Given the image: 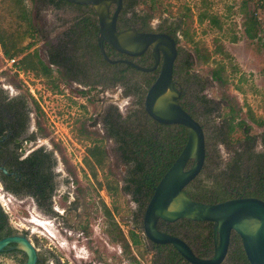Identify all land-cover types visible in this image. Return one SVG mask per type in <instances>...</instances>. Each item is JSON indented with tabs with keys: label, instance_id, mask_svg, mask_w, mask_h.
Masks as SVG:
<instances>
[{
	"label": "rangeland",
	"instance_id": "1",
	"mask_svg": "<svg viewBox=\"0 0 264 264\" xmlns=\"http://www.w3.org/2000/svg\"><path fill=\"white\" fill-rule=\"evenodd\" d=\"M259 4L258 0H140L135 9L150 16L148 22L178 28V48L191 54L190 70L199 76H183L188 90L199 83L202 91L222 103L211 116L214 125L232 120L229 144L216 143L214 133L206 130L207 141L217 144L220 155L219 166L199 176L198 182L208 189L222 179L218 172L231 160L237 143L264 130V10ZM108 6L110 10L112 4ZM86 12L73 4L56 8L39 0H0V36L7 48L14 43L16 51L5 57L0 41V89L7 95L25 96L34 147L53 153L57 174L52 214L40 210L30 197L13 196L1 184L0 209L10 229L27 237L47 264H153L154 252L144 244L141 226L134 223L138 206L122 191L130 166L119 161L116 144L106 136L102 123L106 109L111 115L116 109L127 127L141 123L143 104L133 88L141 77L131 72L114 87L87 90L77 82H64L60 70L49 67L46 60L56 42L78 34L79 19ZM249 27L252 39L246 35ZM79 61L86 62L83 57ZM90 65L107 75L105 67ZM81 89L83 94L78 92ZM199 119L205 123L207 117ZM30 146L25 145L26 150ZM89 150L100 152L98 164L92 163ZM130 230L136 243L129 238ZM16 260L0 255V264H18Z\"/></svg>",
	"mask_w": 264,
	"mask_h": 264
},
{
	"label": "trees",
	"instance_id": "2",
	"mask_svg": "<svg viewBox=\"0 0 264 264\" xmlns=\"http://www.w3.org/2000/svg\"><path fill=\"white\" fill-rule=\"evenodd\" d=\"M122 1L121 16L124 17L131 12L135 17L132 20L133 24L146 26L150 16L135 12L140 0ZM39 2L41 5H51L56 8L62 4H69L65 0H39ZM258 2L260 3L259 7L264 10V0H258ZM74 6L87 11L85 18L82 19L84 16H81L79 19V32L81 34L74 37L66 36L65 40H61L57 46L48 51L49 63L63 68L67 77H74L73 73L76 70L79 72L84 71L85 62L82 63L79 59L83 57L86 60V54L89 56V64H95L96 66L105 65L108 67V64L100 54L96 40V12L91 6ZM253 24L255 25L256 23H252V26ZM174 30L177 31L178 28L176 27ZM250 31L251 27L246 30V35L252 39L254 36ZM0 41L3 46V55L9 58L13 57L16 54L14 43H11L8 47L13 50L10 53L1 36ZM71 45L74 49H71ZM104 50L106 52V46H104ZM181 54L185 59L183 70L187 73V69L192 65V57L186 52H181ZM107 57L110 58L108 53ZM38 63L44 71H47V67L40 60H38ZM114 67L117 69V79L119 77L123 78L126 75L124 71L119 72L118 70L120 67H125L124 69L127 70L126 66L116 65ZM213 75L216 79L219 78L218 73H214ZM149 86V84H146V86L139 84L133 87L135 94L142 104L144 98L141 97L145 95ZM12 110H18V115L23 120V125H21L17 134L9 136L5 142L4 147L7 154H9V159L3 166L1 162L6 155H0V166H3L0 168L6 171V173L0 171V184L5 191L11 193L13 196L30 197L40 210L47 214H52V196L57 190V174L54 171L56 160L53 153L46 151L44 148L37 149L26 158L20 159L17 151L21 148L22 139L19 140V137L26 131L29 123V114L31 113V108L25 96L19 95L14 100V105L9 107V113H12ZM138 117L141 122L138 126H135V128L131 126L127 127L122 122L117 110L113 109V115L104 117L103 123L109 136L114 138L115 142L118 143V149L124 161L129 163L130 169L125 178L122 191L130 195L133 202L137 204L138 210L135 214L136 219L134 223L141 226L142 214L153 194L154 188L182 152L187 142V131L183 126L157 124L146 115L143 107ZM1 120L0 104V138L3 136L4 130ZM207 124V129H210L216 136V143L219 141V143L225 145L229 144V135L234 132L232 120H224V123L220 127L210 123V121ZM257 137L247 135L244 140L238 142H242V148L239 151H235L229 163L218 172L217 177L221 176L222 179H219L216 185L212 186L213 189H208L203 183L198 182V177L193 181L192 187L190 186L192 189H185L183 192L191 200L205 204H215L237 198L238 196H242L243 198H258L264 201V131L259 136L263 149L258 153L253 150L252 145ZM33 138L32 136L30 139ZM216 143L214 145H217ZM95 152L89 150V155L99 161L98 158L101 154L98 152L99 156H97ZM213 152L215 157L207 156L202 172L212 167L215 169L219 166L220 160L216 148ZM5 219L6 216L0 209V221H4ZM178 227L187 232V238L190 240V243L202 244L200 248L198 247L194 251L198 257H201L199 249L203 248V256H206V252L212 250L213 235L211 230L213 226L211 223L182 219L178 223ZM129 235L133 243H136V236L132 230L129 232ZM123 241L126 242L124 238ZM157 248L158 253H164L163 259H160L159 264H188L175 249L167 248L166 250H160V247ZM154 262L158 264L156 259ZM222 264H249L245 257L241 240L234 233L231 235L228 254Z\"/></svg>",
	"mask_w": 264,
	"mask_h": 264
},
{
	"label": "water",
	"instance_id": "3",
	"mask_svg": "<svg viewBox=\"0 0 264 264\" xmlns=\"http://www.w3.org/2000/svg\"><path fill=\"white\" fill-rule=\"evenodd\" d=\"M69 4L100 8L97 12L99 21L98 48L103 59L109 64L124 63L141 72L156 69L159 54L163 61L155 81L145 94L143 107L145 113L161 125H181L187 129V142L168 171L154 188L143 216V233L157 245H171L189 264H222L228 254L232 233L240 240L249 264H264V201L257 198H235L215 204H205L191 200L184 188L200 173L205 160V142L203 129L177 103L179 92L172 83V67L176 57L175 42L163 35L139 34L133 30L118 32L116 20L122 0H65ZM116 8L109 16V4ZM130 33V34H128ZM123 39L121 41V37ZM133 43L132 49L125 47ZM108 44L115 51L128 57L139 56L152 45L155 65L143 68L129 61H112L104 51ZM48 60V56H46ZM49 61V60H48ZM168 92L173 94L168 95ZM191 162L189 169H186ZM0 171L6 173L3 168ZM209 222L212 224L214 251L210 258L197 257L192 249L181 239L159 232L156 229L159 220L172 223L178 220ZM10 244L23 245L27 248L25 264H36L37 256L33 245L25 236L13 235L0 240V251Z\"/></svg>",
	"mask_w": 264,
	"mask_h": 264
},
{
	"label": "flooded vegetation",
	"instance_id": "4",
	"mask_svg": "<svg viewBox=\"0 0 264 264\" xmlns=\"http://www.w3.org/2000/svg\"><path fill=\"white\" fill-rule=\"evenodd\" d=\"M115 8H116V6L113 3L110 10H109V16L110 17L112 16L113 12L115 11ZM122 8H123V1H122L120 12H119V14L117 16V20H116V30L118 32H125V31H129V30H133L139 34L163 35V36H167V37L171 38L175 42L176 57H175L173 67H172V83H173L174 88L179 92V96L177 97V103L186 113H188L195 121H197L203 129L204 142H205V160L207 159V156L215 157L213 150L216 148V145H214L215 143H213V142L209 143L207 141L206 130H207V126H208V124H207L208 121H210V123H212V120H210V119H212L213 117L211 118V116H213L214 113L217 112V107L218 108L222 107V103L214 100L212 97H210L208 94H206L204 92V90L202 91V87L200 86L199 83H196V82L194 84L192 83L191 88L188 90V86L186 85V82H184V79H183V76L186 75V71L183 70V67L185 66V63H184L185 59H184L183 55L181 54V51L178 48L179 43H178V38L176 36L177 31H175L173 27L164 26L162 22H157L155 20H151L150 22H147V25L144 27L140 24L135 25L132 23V20L135 19V17L131 12L128 13L127 15H125L124 17L121 16ZM84 18H85V16L82 19H84ZM95 18L97 21V23H96V26H97L96 40H97L98 31H99V26H98L99 21H98L97 15ZM79 34H81V32H79L77 35H79ZM59 43H60V41L56 42L54 45L57 46ZM104 46H106V52L109 54V56H110L109 59H111L112 61H121V60L129 61V62H131L137 66L143 67V68H151L155 65L156 59H155V55H154L153 50H152L153 49L152 45H150L144 51L143 54H141L139 56H135V57H128L126 55L120 54L117 51H115L108 44H104ZM104 46H103V48H104ZM70 47H71V49H74V47L72 45ZM107 53H106V55H107ZM47 54H48V52H47ZM190 56H191V54H190ZM85 58H86L87 63L85 62L86 64L84 66V71H82V72H79L77 70L74 71V73H73L74 77L65 76V72L63 71L64 69L61 67L52 65L50 63H49L50 64L49 67H55V68L59 69L61 74H62V77L64 78V82H69V83L77 82L79 85H85L88 88L87 90H90L93 87L102 86L105 88H111V87H114L115 84H119L122 79H120V77L118 79L116 78V70L117 69L114 67L116 65H123V66L127 67V70L124 69L125 67L118 68L119 72L124 71L125 74L133 72L134 74H138V76H140V74H141L140 82H138V83L142 84L143 86H146V84H149L151 86V84L155 81V79L159 73V70L161 68L162 61H163V55H162V52H160L159 61H158L156 69L152 72H141V71H138L135 68L130 67L124 63L120 62V63H115V64H109L103 59L108 64L107 65L108 67H106L105 65L102 66V67H105L104 70H107V75H106L103 73V70H101V69L97 71V68L93 69L94 67L91 66L90 64H89V66H87L88 60H89L88 54L85 55ZM48 60H49V58H48ZM191 61H192V59H191ZM77 68H79V67H77ZM81 70H82V68H81ZM187 71H188L187 72L188 76L189 75H193L194 77L197 76L196 74H193V72H192V70H190V68L187 69ZM197 77H199V76H197ZM205 81H206V79H205ZM78 92L83 94L82 89ZM189 92H192L193 94H189ZM18 96L19 95H17V94L7 95L5 92H3V90L0 89V98H1L0 104H1V115H2L1 122H2V128L4 129L3 130V136L0 138V145H1L0 155H6L5 158H3L2 162H1V165H3V166L7 163L8 159H9V154H7L5 147H4L5 142L9 138V136H14L15 133L17 134V132L20 130L21 125H23L22 124L23 120L19 117L18 110H16V111L12 110V113H9V107H11V105H14V100L17 99ZM144 98H145V95H144ZM143 102H144V100H143ZM143 109H144V107H143ZM210 109H211V111H209ZM110 110L111 109L104 110V115L102 116V123H103L104 117H107V116L110 117L113 115V114L112 115L110 114L111 113V112H109ZM112 113H113V111H112ZM200 115L207 117V120L205 123L199 119ZM99 118H100V116L96 117L94 125L98 124ZM29 123H30V120H29ZM29 123H28V126L26 128V131L21 135V137H19V140L22 139V145H21V148H19L17 152L19 153L21 160L26 158L27 156H29L35 150L42 148V146L34 147L33 142L35 140H34V138L30 139L33 136V134L32 133L29 134V131H30L29 130V127H30ZM223 123H224V120H223V122H221V125ZM103 125H104V123H103ZM165 126H170V125H165ZM175 126H181V125H175ZM103 127H104V131H105L106 136L115 142L114 138L110 137L109 134L107 133V129H106L105 125ZM186 131H187V129H186ZM243 132L246 133L247 131L244 129ZM259 136L258 137L256 136L257 138L255 139L254 143L252 144L253 150L257 153L263 149L261 139ZM253 137H255V136H253ZM28 143H30L31 146H30L29 150H26L25 145H27ZM115 144H116V150H117L116 154L119 156L118 157L119 161L122 164L129 166V163L124 161V158L122 157V154H121L120 150L118 149V143L115 142ZM220 144L225 145L223 143H220ZM242 146H243L242 142L237 143V145L233 148L234 150L230 152L231 158L234 155V152L239 151L240 148H242ZM217 154H218V157H220L218 151H217ZM97 156H98V154H97ZM91 160H92L93 164H95V165L98 164V161L96 159L91 157ZM205 160H204V165L206 162ZM204 165H203L199 175L196 178H198L200 176L201 172L204 169ZM3 166H0V167H3ZM190 166H191V162H188V164L186 165V169H189ZM194 180H192L184 188V190L185 189L191 190L192 189L191 188L192 183ZM237 198H243V197L238 196ZM144 212H145V210H144ZM143 216H144V213L142 214V223H143ZM47 222L50 225V227H51V225L54 226L49 220H47ZM179 222H180V220L172 222V223H168V222L159 220L157 222L156 229L161 233L168 234L171 236H175V237L183 240L192 249L193 252L196 251L195 249H197L198 247L200 248L202 246V244L201 243H190V240L187 238L188 237L187 232H185L182 228L178 227ZM141 228H142V224H141ZM181 229H182V231H181ZM142 233H143V228H142ZM13 235H16V233L14 231H12L10 229V227L8 226L7 219H5L4 221H0V240L4 239L6 237H9V236H13ZM143 237H144V240L146 241V243H144V244H146V246L149 245L152 252H154V255L156 256V262L158 264L160 263V259H163L164 253H158L157 247H160V250H166L167 248L168 249L173 248L171 245L153 244L152 242H150L145 237L144 233H143ZM129 238H130V235H129ZM125 240L127 241V238ZM212 241H213V239H212ZM156 248H157V250H156ZM213 251H214V244L212 246V250L209 252H206L207 255L203 256V254H204L203 248H201V249H199V254L201 255V257H199V258H202V257L203 258H210L213 254ZM2 254L5 256H9V257H12L14 259H17L16 262L18 264H25L26 259H27L26 255L23 253V251H21L19 248H17V246L15 244L8 245L2 251V253H0V255H2ZM194 254H195V252H194ZM36 256H37L36 264L47 263L48 259H47V261L44 260L40 256V254H38V253H36Z\"/></svg>",
	"mask_w": 264,
	"mask_h": 264
},
{
	"label": "bare ground",
	"instance_id": "5",
	"mask_svg": "<svg viewBox=\"0 0 264 264\" xmlns=\"http://www.w3.org/2000/svg\"><path fill=\"white\" fill-rule=\"evenodd\" d=\"M47 231V230H46ZM20 249H23V251H25V252H27L28 250H27V248L25 247V246H23V245H21V248Z\"/></svg>",
	"mask_w": 264,
	"mask_h": 264
},
{
	"label": "built area",
	"instance_id": "6",
	"mask_svg": "<svg viewBox=\"0 0 264 264\" xmlns=\"http://www.w3.org/2000/svg\"><path fill=\"white\" fill-rule=\"evenodd\" d=\"M14 62H15L14 59H11V60H10V63H11V64H13ZM35 98H36V97H35ZM39 104H40V103H39ZM40 106H41V105H40ZM41 107H42V106H41Z\"/></svg>",
	"mask_w": 264,
	"mask_h": 264
}]
</instances>
